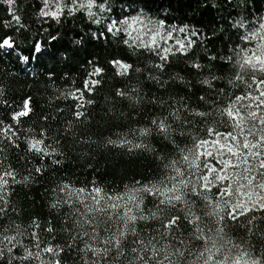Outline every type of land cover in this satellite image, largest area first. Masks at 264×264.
<instances>
[{
	"label": "snow or ice",
	"instance_id": "snow-or-ice-1",
	"mask_svg": "<svg viewBox=\"0 0 264 264\" xmlns=\"http://www.w3.org/2000/svg\"><path fill=\"white\" fill-rule=\"evenodd\" d=\"M0 264H264V0H0Z\"/></svg>",
	"mask_w": 264,
	"mask_h": 264
},
{
	"label": "trees",
	"instance_id": "trees-1",
	"mask_svg": "<svg viewBox=\"0 0 264 264\" xmlns=\"http://www.w3.org/2000/svg\"><path fill=\"white\" fill-rule=\"evenodd\" d=\"M74 172L75 175L73 176V179L77 180L78 182L90 181L93 178V174L89 172L87 166H77L74 169Z\"/></svg>",
	"mask_w": 264,
	"mask_h": 264
}]
</instances>
